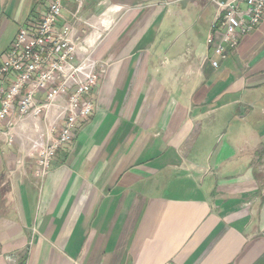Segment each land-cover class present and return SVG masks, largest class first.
<instances>
[{
    "label": "crops",
    "instance_id": "0c3cea01",
    "mask_svg": "<svg viewBox=\"0 0 264 264\" xmlns=\"http://www.w3.org/2000/svg\"><path fill=\"white\" fill-rule=\"evenodd\" d=\"M50 1L0 0L3 54ZM77 4L95 108L42 179L0 140V264H264V17L212 67L210 0Z\"/></svg>",
    "mask_w": 264,
    "mask_h": 264
},
{
    "label": "built area",
    "instance_id": "2783aa9c",
    "mask_svg": "<svg viewBox=\"0 0 264 264\" xmlns=\"http://www.w3.org/2000/svg\"><path fill=\"white\" fill-rule=\"evenodd\" d=\"M67 1L51 0L33 25L19 27L0 62V140L15 146L19 163L30 162L40 179L78 121L94 110L92 94L105 66L93 55L97 37L78 26L81 5L64 21ZM210 2L216 16L206 38L208 62L217 67L260 25L264 0Z\"/></svg>",
    "mask_w": 264,
    "mask_h": 264
},
{
    "label": "rangeland",
    "instance_id": "374dc122",
    "mask_svg": "<svg viewBox=\"0 0 264 264\" xmlns=\"http://www.w3.org/2000/svg\"><path fill=\"white\" fill-rule=\"evenodd\" d=\"M8 40H9V38L7 36H5V35L3 37H0V59L4 56V54H5L6 50H7L6 49L4 51V54L2 53V51L4 50V46L6 45V43L8 42Z\"/></svg>",
    "mask_w": 264,
    "mask_h": 264
}]
</instances>
